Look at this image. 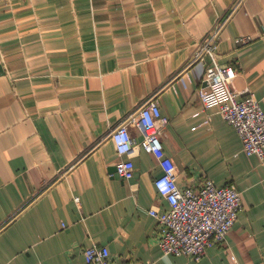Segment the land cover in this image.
I'll list each match as a JSON object with an SVG mask.
<instances>
[{
  "label": "crops",
  "instance_id": "0c3cea01",
  "mask_svg": "<svg viewBox=\"0 0 264 264\" xmlns=\"http://www.w3.org/2000/svg\"><path fill=\"white\" fill-rule=\"evenodd\" d=\"M218 22L221 64L264 110V0H0V264H89L93 243L110 264H264V161L198 94L194 49ZM153 99L179 184L241 192L226 243L200 260L159 246L158 158L137 144L134 177L115 174L110 134Z\"/></svg>",
  "mask_w": 264,
  "mask_h": 264
},
{
  "label": "built area",
  "instance_id": "2783aa9c",
  "mask_svg": "<svg viewBox=\"0 0 264 264\" xmlns=\"http://www.w3.org/2000/svg\"><path fill=\"white\" fill-rule=\"evenodd\" d=\"M220 28L221 22H218L194 49L193 62L199 66V76L205 84L198 94L204 110L217 108L224 120L237 130L243 151L248 156L256 154L264 161V110L253 92L245 90V96L240 98L233 86L238 70L221 64ZM237 40L246 43L250 36ZM168 122L159 101L153 99L140 108L138 117L131 114L113 130L110 139L116 153L122 157L115 165V174L124 180L134 177V162L124 156L132 154L137 144L158 158L163 172L155 179V186L168 207H152L149 213L157 222L159 246L165 255H185L200 260L208 247L226 243L244 204L240 190L233 184L218 186L208 177H203L198 185L179 184L176 164L166 155L163 144V129ZM130 125L141 129V141L133 137ZM76 200L79 201V197ZM84 255L89 264H110L106 246L93 243L84 248Z\"/></svg>",
  "mask_w": 264,
  "mask_h": 264
}]
</instances>
